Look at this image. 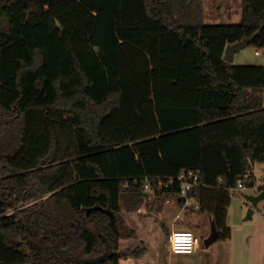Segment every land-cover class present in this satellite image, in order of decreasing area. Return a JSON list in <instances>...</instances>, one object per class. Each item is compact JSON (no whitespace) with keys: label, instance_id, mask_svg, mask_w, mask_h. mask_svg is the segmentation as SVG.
<instances>
[{"label":"trees","instance_id":"16d2710c","mask_svg":"<svg viewBox=\"0 0 264 264\" xmlns=\"http://www.w3.org/2000/svg\"><path fill=\"white\" fill-rule=\"evenodd\" d=\"M241 8L219 25L203 0H0V264L138 259L122 197L155 209L158 181L174 197L190 172L183 224L208 215L230 239V189L264 164V64L224 61L245 38L264 49V0Z\"/></svg>","mask_w":264,"mask_h":264},{"label":"rangeland","instance_id":"374dc122","mask_svg":"<svg viewBox=\"0 0 264 264\" xmlns=\"http://www.w3.org/2000/svg\"><path fill=\"white\" fill-rule=\"evenodd\" d=\"M235 0H203L205 20L207 24H220L224 12L238 16L230 23H240V8ZM225 13V14H226ZM214 21V22H211ZM227 24V18L224 17ZM228 23V24H230ZM264 64V49L250 45L237 53L232 65L258 66ZM62 140L61 144H66ZM74 164L69 165L73 169ZM255 177V187L231 194V203L228 208L227 224L231 229L230 239L217 242L213 252L207 254L198 252L194 255H173L168 248L167 237L172 230L188 229L196 233L203 240L211 237L212 227L210 221H201V227H189L183 224L184 216H180V209L176 205H157L145 200L133 210L136 205L131 195H124L121 200L119 215L122 237L121 251H143L142 257L122 259L120 264H264V201L253 207L252 219L246 220L248 211L252 207L245 196H255L264 188V164L256 163L252 167ZM259 192V193H258ZM28 206H24L26 208ZM161 210V218L158 211ZM204 217H208L205 215ZM209 218V217H208ZM131 232L135 233L131 235ZM216 243V242H215Z\"/></svg>","mask_w":264,"mask_h":264},{"label":"built area","instance_id":"2783aa9c","mask_svg":"<svg viewBox=\"0 0 264 264\" xmlns=\"http://www.w3.org/2000/svg\"><path fill=\"white\" fill-rule=\"evenodd\" d=\"M248 174L244 180H246ZM175 179L179 184V191L174 197L171 196L170 192H168L170 191V182L162 180L158 181L159 195L157 197L155 193L156 190L152 187L149 179L146 180L144 189L149 195H151V197L159 199L158 205L164 204L172 206L175 204L180 209V216H185L187 210L189 209L199 211L201 205L199 199L194 194V189L201 186V178L199 174L193 172L182 173ZM244 180H240L237 187L230 189V193H235L238 190L244 191L246 189ZM167 244L169 251L173 255H194L206 248L204 246V240L196 233L188 229L172 230L167 237Z\"/></svg>","mask_w":264,"mask_h":264},{"label":"water","instance_id":"95a60500","mask_svg":"<svg viewBox=\"0 0 264 264\" xmlns=\"http://www.w3.org/2000/svg\"><path fill=\"white\" fill-rule=\"evenodd\" d=\"M224 24H225L224 16H222V19L219 25H224ZM255 37L256 36L245 38L238 43L230 44L229 46H227L225 55H224V61L232 64L234 62L235 55L241 52L246 47L252 45L254 43ZM245 199L248 203L252 205V207L248 211V215L246 218V220H249V219H252V215H253L252 208L256 207L259 202L264 201V190H262L259 194L255 196H245ZM211 224H212V227L215 229V224L213 222H211ZM215 239H216V230L212 231L211 237L209 239L204 240V246L206 248H209L215 242ZM100 261L101 259H89V260L80 261V263L81 264H97Z\"/></svg>","mask_w":264,"mask_h":264},{"label":"crops","instance_id":"0c3cea01","mask_svg":"<svg viewBox=\"0 0 264 264\" xmlns=\"http://www.w3.org/2000/svg\"><path fill=\"white\" fill-rule=\"evenodd\" d=\"M235 1H237V3H236L235 5H237V6L240 8L241 16H242L241 0H235ZM222 12H224V15H223V16H224L225 18H227V21H228L227 24L230 23L234 18H238L237 15H236V16H234V15L232 16V14H230V13L227 14L226 11H222ZM225 13H226V14H225ZM241 16L239 17V21H240V22H241ZM211 22H214V21H211ZM232 22H233V21H232ZM225 24H226V22H225ZM230 24L235 25V24H233V23H230ZM238 24H239V23H238ZM262 65H263V64H262ZM176 207H177V206H176ZM158 212H159V213H158L157 215H158L159 218H161V215H162V214L160 213L161 210H159ZM204 216H205V215H204ZM204 216L202 217V218H203V226H204V221H205V219L211 222V219H210V218H208V217L206 218V217H204ZM161 219H162V218H161ZM215 244H217V242H216V243L214 242L209 248H205L207 254H210L211 252H213V249H212V248H213V246H216ZM201 252H204V251H201Z\"/></svg>","mask_w":264,"mask_h":264}]
</instances>
